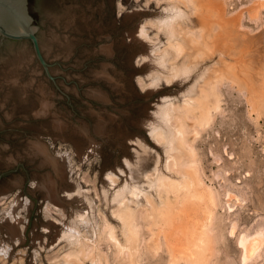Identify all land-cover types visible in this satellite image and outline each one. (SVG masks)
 <instances>
[{
  "label": "rangeland",
  "instance_id": "1",
  "mask_svg": "<svg viewBox=\"0 0 264 264\" xmlns=\"http://www.w3.org/2000/svg\"><path fill=\"white\" fill-rule=\"evenodd\" d=\"M36 19L70 104L30 46H0V264H129L106 227L125 242L124 205L137 262L170 264L147 212L188 157L218 203L207 264H264V0H38Z\"/></svg>",
  "mask_w": 264,
  "mask_h": 264
},
{
  "label": "bare ground",
  "instance_id": "2",
  "mask_svg": "<svg viewBox=\"0 0 264 264\" xmlns=\"http://www.w3.org/2000/svg\"><path fill=\"white\" fill-rule=\"evenodd\" d=\"M191 41L193 43L198 42L193 37ZM175 45L176 47L174 48L179 50L180 45L178 46V43ZM210 89L212 88L206 87L208 95L214 97L213 93L210 94L212 92ZM176 120L178 119L176 118ZM180 122L178 120L177 123ZM180 126L179 127L182 129L183 125ZM183 131L185 133V130ZM181 134L183 135L181 138H183L185 135L182 132ZM182 140L183 142L186 141L184 138ZM184 144H186L187 147L189 145L188 142ZM184 144H182V147L187 149ZM190 151H192V149ZM188 158L187 160L184 159L179 162L178 159L175 160L174 163L170 162V169L181 174L182 180L181 182L170 181L165 185L167 189L165 190L163 188L165 191H162L161 194L164 195H160L162 199H160L162 201H160L161 205L154 206V204H151L150 202L151 213L147 212V216L148 218H153V224L160 226L162 230L164 229L163 231L161 230L162 236L160 237L163 238L165 251L169 257L170 264H177L176 262L184 264H207L209 259H206V252L207 250L209 252V248H211L210 245H212L210 244L212 241L211 235L213 233V231H211V227L213 226L211 225H213L215 220L214 209L218 203L214 193L208 190L207 187L205 188L202 184L194 160ZM172 195L173 201L168 200V197ZM119 217L124 228L125 242L122 244L117 240L114 229L109 225L106 226L108 229L107 237H109V240L115 245L118 254L127 258L129 264H139L137 259L140 258L139 255H141L140 243L142 239H140V234L138 232V223H134L135 221L134 217H132V211L127 205H124V210L120 212ZM233 231L234 226H231L230 234H233ZM245 235L240 236L237 240V243L242 250L241 257L243 260L258 255L263 241V233H257L253 237ZM161 250L158 249V252ZM78 253L77 255L74 253L66 254L67 262L70 261L73 264H83L82 259L79 256L81 254L80 252Z\"/></svg>",
  "mask_w": 264,
  "mask_h": 264
},
{
  "label": "water",
  "instance_id": "3",
  "mask_svg": "<svg viewBox=\"0 0 264 264\" xmlns=\"http://www.w3.org/2000/svg\"><path fill=\"white\" fill-rule=\"evenodd\" d=\"M37 5L38 0H0V46L6 43H23L30 46L33 57L46 79L52 83L56 91L66 97L67 103L70 104L68 93L60 89L57 76L51 71L53 65H60L59 62L50 63L43 55L38 36V30L43 27V23L36 19ZM108 58L111 59L110 56H98L91 60L107 61ZM89 61L84 63V66H87ZM92 97L89 92L83 96L89 102L92 101Z\"/></svg>",
  "mask_w": 264,
  "mask_h": 264
}]
</instances>
